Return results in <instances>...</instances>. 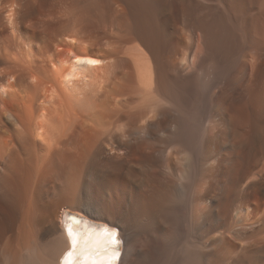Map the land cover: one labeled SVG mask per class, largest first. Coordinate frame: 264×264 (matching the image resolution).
I'll use <instances>...</instances> for the list:
<instances>
[{
    "label": "bare ground",
    "instance_id": "1",
    "mask_svg": "<svg viewBox=\"0 0 264 264\" xmlns=\"http://www.w3.org/2000/svg\"><path fill=\"white\" fill-rule=\"evenodd\" d=\"M69 210L114 264H264V0H0V264H109Z\"/></svg>",
    "mask_w": 264,
    "mask_h": 264
},
{
    "label": "snow or ice",
    "instance_id": "2",
    "mask_svg": "<svg viewBox=\"0 0 264 264\" xmlns=\"http://www.w3.org/2000/svg\"><path fill=\"white\" fill-rule=\"evenodd\" d=\"M86 62L89 64H93V65L100 63V61L93 60V59H89ZM67 232H68L69 239L72 241V246H73V248H75L76 244H77V240H76V237L74 236L73 228L71 226H69L67 229ZM108 234L111 237V243L114 245L113 250L111 252V255L109 257V264H114V262L118 259V256H119L120 241L117 239L118 233L110 232ZM71 255L72 254L69 253V256H71Z\"/></svg>",
    "mask_w": 264,
    "mask_h": 264
}]
</instances>
